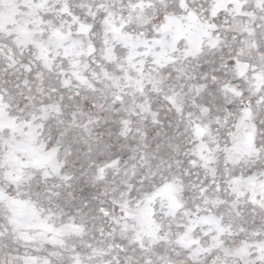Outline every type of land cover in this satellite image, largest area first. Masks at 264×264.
<instances>
[{
	"label": "snow or ice",
	"instance_id": "1",
	"mask_svg": "<svg viewBox=\"0 0 264 264\" xmlns=\"http://www.w3.org/2000/svg\"><path fill=\"white\" fill-rule=\"evenodd\" d=\"M0 264H264V0H0Z\"/></svg>",
	"mask_w": 264,
	"mask_h": 264
}]
</instances>
